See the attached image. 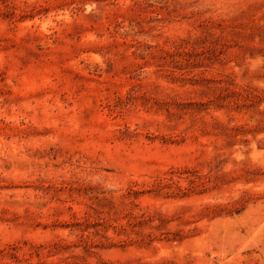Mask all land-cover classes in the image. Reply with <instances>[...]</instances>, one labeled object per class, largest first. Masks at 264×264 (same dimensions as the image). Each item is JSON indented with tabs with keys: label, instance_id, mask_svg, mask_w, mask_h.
Returning a JSON list of instances; mask_svg holds the SVG:
<instances>
[{
	"label": "rangeland",
	"instance_id": "obj_1",
	"mask_svg": "<svg viewBox=\"0 0 264 264\" xmlns=\"http://www.w3.org/2000/svg\"><path fill=\"white\" fill-rule=\"evenodd\" d=\"M0 264H264V0H0Z\"/></svg>",
	"mask_w": 264,
	"mask_h": 264
}]
</instances>
